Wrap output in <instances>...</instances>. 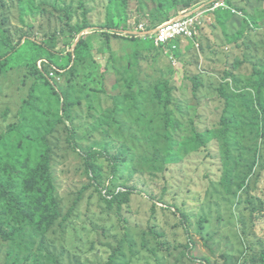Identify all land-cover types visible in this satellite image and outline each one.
<instances>
[{"label":"rangeland","instance_id":"374dc122","mask_svg":"<svg viewBox=\"0 0 264 264\" xmlns=\"http://www.w3.org/2000/svg\"><path fill=\"white\" fill-rule=\"evenodd\" d=\"M27 1L0 0V35L9 46L0 48V57L27 41L39 45L0 76V136L8 151L0 169H7L10 191L34 208L35 184L12 169L17 162L32 164L35 147L44 150L46 143L60 212L45 233L0 242V264H263L264 143L256 175L232 198L221 186L225 165L208 136L222 114L220 87L235 88L237 81L253 94L246 86L264 66V0H194L190 10L183 0L167 3L163 14L159 0H126L124 16L121 0H37L33 10L24 7ZM110 9L119 26L115 34L104 28ZM183 12L202 13L201 33L181 43L175 63L148 34L125 39L139 24H160ZM85 24L90 27L71 39L70 31ZM95 32L108 36L107 46L82 47L83 61H76L77 43ZM71 53L73 62L60 70ZM30 56L53 90L28 66ZM164 85L178 128L166 127L159 103H153L154 90ZM65 99L70 108L64 116ZM59 110L63 124L50 127ZM196 133L206 149L193 144ZM82 151L99 153L90 162L95 170L87 171ZM116 154L117 163L110 160ZM127 188L133 190L128 205L105 206V191Z\"/></svg>","mask_w":264,"mask_h":264},{"label":"trees","instance_id":"16d2710c","mask_svg":"<svg viewBox=\"0 0 264 264\" xmlns=\"http://www.w3.org/2000/svg\"><path fill=\"white\" fill-rule=\"evenodd\" d=\"M178 1L183 0H159V10H161L160 13L167 11L165 10L167 3L174 6L178 3ZM186 1L187 0H184L183 5L188 8L186 10H190L192 9V7H194L191 4L195 3L197 0H195V2L194 0H192V2L190 3H187ZM227 3H229V0H227ZM121 4L122 7H120V12L122 16H124L127 1L121 0ZM27 5L32 6V9L30 10L38 8L37 0H28L24 7H26ZM212 5L213 4L208 6L211 7ZM23 13H27V10L23 9ZM215 13H225L227 15H233L232 10L227 9H218ZM111 15L112 10L110 9L108 12V24L104 26V28L112 31L115 34V31L118 30L119 26L114 22L112 23ZM154 20H158V18H154ZM160 24H151L148 26V29L152 30ZM2 27L3 24L0 23L1 35L2 33H5V29ZM89 27L90 26L88 24H85L81 27H74L70 31L71 39L74 36H78L81 32L88 29ZM102 29L103 28H101L100 30ZM66 34L69 36L68 32H64L63 35ZM1 35L0 48L9 47L8 45L4 44V40L3 38H1ZM103 36H105V39L100 38L99 35H97V32H95L94 34H91L85 38H81L77 43L74 51L76 53V61H83V58L81 56L82 47H84V49H90L91 51H93V46L98 45L99 51H102L101 49H104V47L107 46V42L109 39L106 34ZM134 36L128 35V37L126 36L125 39H136V35ZM175 45L178 46V44ZM30 47L32 49H35V47L39 48V45L32 43L31 41H27L23 45L18 44L11 47V52L7 53L4 56H1L0 76L10 69V65H13L15 61H18V59L22 58V56L26 53L24 51ZM190 48H192V45L189 46V49ZM158 51L161 54H164L163 49H158ZM16 53L17 55L11 56L12 54ZM171 53L174 58H181L179 50L173 51ZM72 58L73 53L68 54V61L65 64H60L58 66L59 69L63 70L67 68L68 64L73 62ZM27 62L29 63L28 66L30 65V63L32 64L35 72L34 74L39 78H43L47 86H49L53 90V86L51 84L52 80L49 76L46 77L44 68L42 70L39 69L38 66H36V57L30 56ZM196 83H199L198 80H196ZM238 85V82L235 81V88L231 87L229 84H225L220 87L218 93L220 99L223 102L222 114L215 131L211 132L208 136L211 141L217 143V148L220 151L219 154L225 165L224 168L226 169V171L224 174V178L222 179L221 186L225 194L232 198H238L239 194L242 193V190L247 185V182L251 178H253L254 175H256L255 172L257 171L260 163L261 149L259 145L261 141H263L264 143V66H261L259 69L254 71L252 80L247 83L246 89L251 90L253 94H251L250 92H244L245 88L240 90ZM196 87L197 86L195 84L194 90L196 89ZM162 88L164 89H161L160 92L164 94V98L162 99L160 92L154 90L153 103H159V106L163 111L165 126L168 127V125H170L173 128H178L179 124L171 119V115L168 111V108L171 104L170 89L167 85H164ZM69 108L70 105L65 99L64 105L62 104L61 107L64 116L68 114ZM60 110L56 114L58 116L57 121L54 124L50 125V127H53L57 124H63L64 119L60 117ZM69 134L70 136L68 141L72 145L73 150L78 152L79 149L73 141L72 131H69ZM20 142V140L17 142L14 157L19 154ZM192 142L195 146H200L199 150L207 148V145L205 141H203L201 134L196 133L195 138ZM46 145V143H43L44 150H40L35 147V153H37V157H35L36 159L32 164H30V161L28 160L21 163L17 162L14 164V169H12L17 173L22 172L23 176H25L30 183L35 184L33 186V188H35L33 193L36 195L37 200L35 202L36 206L34 208H30L16 194H13L10 191V187L13 188V185L7 182L5 179V177L7 176V169H0V242L2 243H11L25 232L43 234L53 226V224L59 217V203L55 191L54 182L49 175V151ZM7 152L6 142L0 136V161L3 159L4 155ZM82 155H84L83 160L86 164V167L88 168L87 171L95 170L90 169V162L91 160L99 157V153L92 151H82ZM117 155L118 154L113 155L110 160L117 163ZM259 177L260 176H257V178ZM41 181L45 182L42 183ZM104 191L105 189L103 190V192ZM105 192L107 193L106 197L103 196L105 199V206H107L109 209L116 208L118 210H120L122 206H126L130 203L131 194H133V190L129 188L125 189V191H123L122 193L113 192L109 194L107 191ZM76 205L77 202H75V204L71 207V212H69L65 216L64 221H66L71 216ZM175 214L180 216V220H182L183 222L187 220L186 216L183 213L181 214L179 211H176ZM202 223H204V221ZM262 262L264 264V258Z\"/></svg>","mask_w":264,"mask_h":264},{"label":"built area","instance_id":"2783aa9c","mask_svg":"<svg viewBox=\"0 0 264 264\" xmlns=\"http://www.w3.org/2000/svg\"><path fill=\"white\" fill-rule=\"evenodd\" d=\"M217 6L219 5L217 4L216 7ZM221 6L225 5L222 4ZM201 16V12H198L195 16L183 12L175 19H172L169 22L167 21V23L165 22L152 30H148L147 26L139 24L135 33L138 35L148 34L150 38L153 37L154 43L157 47L166 48L172 45L171 50L175 51L177 49L174 45L175 43L178 42L179 44H183L193 42L199 37L202 26L199 21ZM166 54H168V52H166ZM169 60L175 63V59L172 55H169ZM52 74L53 73H51V75Z\"/></svg>","mask_w":264,"mask_h":264},{"label":"clouds","instance_id":"9594fccd","mask_svg":"<svg viewBox=\"0 0 264 264\" xmlns=\"http://www.w3.org/2000/svg\"><path fill=\"white\" fill-rule=\"evenodd\" d=\"M181 13H179L176 17H178L179 15H180ZM176 17H174V19L176 18ZM171 21V20H170ZM168 22H169V20H168ZM165 23V22H164ZM166 23H167V21H166ZM163 24V23H162ZM161 25V24H160ZM147 28H148V26H147ZM155 29V28H154ZM148 30H150V29H148ZM201 33V32H200ZM133 34L134 35H136L137 37L138 36H140V37H146L147 36V34H142V35H138L137 33H135V32H133ZM175 44H178V46H176ZM174 45L177 47V49L176 50H179V52H180V45L181 44H179L178 42L177 43H175ZM172 47V45H170L169 46V48L166 50L165 49V52H164V55L166 54V52H168V54L166 55L167 56V58L169 59V55H172V53L171 52H173L170 48ZM157 49H162V48H157ZM175 50V51H176ZM173 56V55H172ZM174 57V56H173ZM175 59V58H174Z\"/></svg>","mask_w":264,"mask_h":264}]
</instances>
